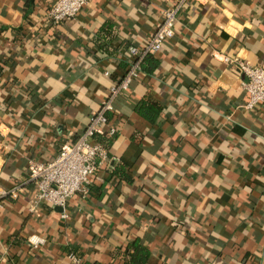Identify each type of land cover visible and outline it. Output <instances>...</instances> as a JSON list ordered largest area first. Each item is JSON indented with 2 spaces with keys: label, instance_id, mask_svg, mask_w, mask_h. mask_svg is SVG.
<instances>
[{
  "label": "crops",
  "instance_id": "1",
  "mask_svg": "<svg viewBox=\"0 0 264 264\" xmlns=\"http://www.w3.org/2000/svg\"><path fill=\"white\" fill-rule=\"evenodd\" d=\"M57 1L0 0V264H74L71 254L125 264L136 239L148 264H264V106L242 108L245 77L222 61L264 67V0L187 2L175 37L113 101L118 132L68 220L60 208L29 211L31 163L83 135L129 71L128 50L177 0H90L54 27ZM142 102L154 121L137 112ZM117 167L130 182L113 177Z\"/></svg>",
  "mask_w": 264,
  "mask_h": 264
},
{
  "label": "built area",
  "instance_id": "2",
  "mask_svg": "<svg viewBox=\"0 0 264 264\" xmlns=\"http://www.w3.org/2000/svg\"><path fill=\"white\" fill-rule=\"evenodd\" d=\"M189 0H177L173 6L165 8L161 15L162 21L156 31L150 36L143 47H131L129 54L131 66L125 77L115 84L108 99L100 110L92 115L87 129L77 141L63 147L53 161L46 164L31 163L30 178L35 182L37 193L30 201L29 211L35 212L39 207L63 209V220H68L67 207L76 195H86L92 180L108 158L105 147L96 141L98 135L115 136L117 129L109 125L107 114L113 111V101L127 91L131 83L139 77L141 61L148 55H157L164 44L176 35V24L181 10ZM90 0H58L48 11L47 17L54 25H60L75 20L89 5ZM222 61L239 67L245 77L243 84L249 100L242 107L253 110L264 106V67H255L237 57L223 56ZM13 196L17 194L12 192ZM30 245L37 249L44 245L45 240L33 236ZM74 264L82 261L74 255L69 256Z\"/></svg>",
  "mask_w": 264,
  "mask_h": 264
},
{
  "label": "trees",
  "instance_id": "3",
  "mask_svg": "<svg viewBox=\"0 0 264 264\" xmlns=\"http://www.w3.org/2000/svg\"><path fill=\"white\" fill-rule=\"evenodd\" d=\"M46 19L49 23L52 24L54 27H58L59 25H54L52 21L48 19L46 16ZM61 25V24H60ZM129 51V50H128ZM153 60V55L146 56L140 64V67L142 70H145V67L149 61ZM155 65V63H154ZM131 66V63H130ZM142 106V107H141ZM141 107V108H140ZM140 107L137 108V112L144 116L145 118L154 121L156 118V112L155 109H153L151 106H148L147 103L142 102ZM257 108V107H256ZM161 112V110L159 109ZM112 113V112H110ZM107 114V117L109 119V114ZM110 120V119H109ZM114 137H109L108 134L98 135L96 137V141H98L100 144L104 146H108L112 142V139ZM124 169L122 167H117L116 170L113 173V177H117V179H123V181L130 182V178L123 172ZM123 255L125 258V264H148L150 260V252L142 245L141 241L139 239H136L129 243L123 250ZM85 264H96V263H85Z\"/></svg>",
  "mask_w": 264,
  "mask_h": 264
}]
</instances>
